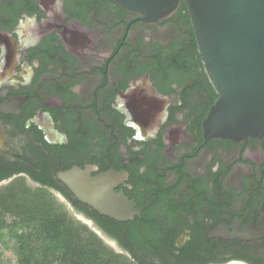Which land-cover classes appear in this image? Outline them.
I'll use <instances>...</instances> for the list:
<instances>
[{"label": "flooded vegetation", "instance_id": "1", "mask_svg": "<svg viewBox=\"0 0 264 264\" xmlns=\"http://www.w3.org/2000/svg\"><path fill=\"white\" fill-rule=\"evenodd\" d=\"M216 98L183 2L0 0V197L44 190L133 264H264V138L205 139ZM72 173L136 213L100 215Z\"/></svg>", "mask_w": 264, "mask_h": 264}, {"label": "water", "instance_id": "2", "mask_svg": "<svg viewBox=\"0 0 264 264\" xmlns=\"http://www.w3.org/2000/svg\"><path fill=\"white\" fill-rule=\"evenodd\" d=\"M155 20L186 5L204 73L216 100L203 122L205 139L264 138V0H107ZM65 183L80 202L115 221L131 219L129 201L112 192L110 175ZM97 235H104L93 228Z\"/></svg>", "mask_w": 264, "mask_h": 264}, {"label": "trees", "instance_id": "3", "mask_svg": "<svg viewBox=\"0 0 264 264\" xmlns=\"http://www.w3.org/2000/svg\"><path fill=\"white\" fill-rule=\"evenodd\" d=\"M0 235L15 243L17 264H133L74 222L44 190L0 197Z\"/></svg>", "mask_w": 264, "mask_h": 264}, {"label": "rangeland", "instance_id": "4", "mask_svg": "<svg viewBox=\"0 0 264 264\" xmlns=\"http://www.w3.org/2000/svg\"><path fill=\"white\" fill-rule=\"evenodd\" d=\"M70 215V214H69ZM72 220L78 224H83L79 216L70 215ZM15 243L8 241L4 236L0 235V264H17L15 256Z\"/></svg>", "mask_w": 264, "mask_h": 264}]
</instances>
